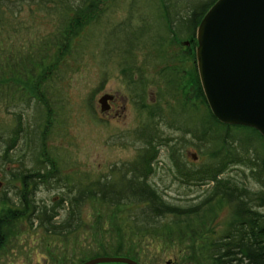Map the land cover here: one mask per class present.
<instances>
[{"label":"trees","instance_id":"obj_1","mask_svg":"<svg viewBox=\"0 0 264 264\" xmlns=\"http://www.w3.org/2000/svg\"><path fill=\"white\" fill-rule=\"evenodd\" d=\"M216 2L0 0V109L12 116L9 124L0 125V251L9 248L13 229L22 224L55 238L79 234L85 207L91 204L121 211L136 238L173 233L178 223L167 222L168 216L194 217L212 202H228L231 216L224 231L194 235L197 254L207 264H264V137L253 128L217 120L202 90L196 57L192 64L199 94L196 99L186 92L190 58L183 43L196 40L202 19ZM22 11L47 21V35L17 45L12 38L25 28ZM68 58L73 63H66ZM89 60L100 70L112 65L119 71L144 116L135 133L140 143L136 159L91 180L89 173H66L59 154L48 148L54 112L66 110L61 80L69 64L73 71ZM149 71L160 86L154 99L143 74ZM161 124L183 132L177 139L198 148L205 162L195 169L175 156L174 138L163 134ZM165 147L178 150L173 157L181 162L176 168L184 173V183L213 184L200 205H173L151 182ZM231 167L243 168L244 178L221 177ZM253 182L259 188L247 185ZM42 187L57 191L52 207L37 200ZM120 249L97 248L90 256L115 257Z\"/></svg>","mask_w":264,"mask_h":264},{"label":"rangeland","instance_id":"obj_2","mask_svg":"<svg viewBox=\"0 0 264 264\" xmlns=\"http://www.w3.org/2000/svg\"><path fill=\"white\" fill-rule=\"evenodd\" d=\"M20 14L25 28L12 38L16 40L17 45L25 41L28 44L34 43L39 33L45 36L51 29L49 23L40 17L32 19L25 11ZM93 16L94 14H91L88 17ZM122 16L120 14L119 18ZM185 52L190 58L186 70L189 77L186 92L197 99L198 77L192 64L195 60L196 44H189L184 54ZM67 62L72 61L68 58ZM71 64L69 72L59 85L63 92L60 98L66 110H58L57 114L54 112L52 120L55 124L48 148L54 154H59L57 155L62 160V168L66 167L63 168L66 173L76 176L89 173L91 180L110 174L115 168L114 165H123L136 159L140 143L135 133L144 116L133 104L128 86L114 66L108 65L100 70L89 60L70 71ZM107 71L108 79L104 80ZM143 74L150 81L149 88L154 99L155 93L160 92V86L154 83L152 71ZM107 94L114 96V99L110 101L111 109L103 112L99 100ZM166 97L168 102L175 104L173 96ZM11 117L6 110L0 109V122H4L0 125L9 124ZM161 127L166 137L174 138L179 150L175 156L181 155L182 161L195 169L205 162V155L200 153L198 148L177 139L182 138L183 132L165 128L163 124ZM187 138L194 140L193 136ZM176 147H165L161 150L151 182L173 205L184 208L200 205L213 184L184 183V173L181 175L176 168V164L181 162L177 157H173ZM194 154L196 158L193 157ZM243 170L231 167L228 173L221 177L241 180L244 178ZM247 185L259 188L254 182ZM42 188L36 195L37 200L52 207L56 197L53 192L57 191ZM128 215L126 213V217ZM84 216L85 226L82 232L73 237L67 235L55 238L45 236L37 229L30 230L24 224L16 226L10 236L11 245L0 251V264H81L91 260L90 255L96 253L97 248L105 250L112 246L121 248L118 256L136 257L139 264H207L197 254L195 246L198 243L194 235L208 230H215L217 233L224 231L231 216V205L228 202H212L194 217L168 216L165 220L178 223V230L170 234L136 238L132 235L130 226L128 229L125 225V217L119 210L91 204L85 207ZM202 228L206 229L199 231ZM181 236L186 237L182 239Z\"/></svg>","mask_w":264,"mask_h":264},{"label":"water","instance_id":"obj_3","mask_svg":"<svg viewBox=\"0 0 264 264\" xmlns=\"http://www.w3.org/2000/svg\"><path fill=\"white\" fill-rule=\"evenodd\" d=\"M195 54L200 84L217 120L253 128L264 137V0H217L197 29ZM113 99L107 94L99 100L103 112ZM84 264L139 263L115 256Z\"/></svg>","mask_w":264,"mask_h":264},{"label":"bare ground","instance_id":"obj_4","mask_svg":"<svg viewBox=\"0 0 264 264\" xmlns=\"http://www.w3.org/2000/svg\"><path fill=\"white\" fill-rule=\"evenodd\" d=\"M207 14V13H206ZM196 69H197V66H196ZM197 73H198V70H197ZM111 109V108H110ZM129 258V257H128ZM134 260V259H133ZM88 261H90V260H88ZM88 261H85V262H83V263H81V264H84V263H86V262H88Z\"/></svg>","mask_w":264,"mask_h":264}]
</instances>
